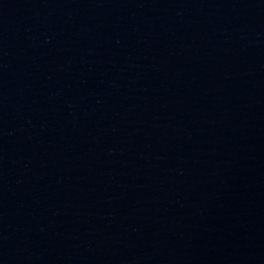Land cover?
Instances as JSON below:
<instances>
[{
    "label": "water",
    "instance_id": "obj_1",
    "mask_svg": "<svg viewBox=\"0 0 264 264\" xmlns=\"http://www.w3.org/2000/svg\"><path fill=\"white\" fill-rule=\"evenodd\" d=\"M0 264H264V0H0Z\"/></svg>",
    "mask_w": 264,
    "mask_h": 264
}]
</instances>
